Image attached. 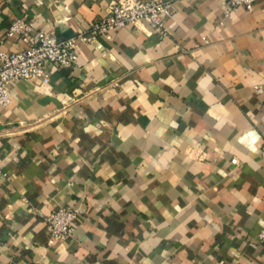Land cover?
Segmentation results:
<instances>
[{"label": "crops", "instance_id": "obj_1", "mask_svg": "<svg viewBox=\"0 0 264 264\" xmlns=\"http://www.w3.org/2000/svg\"><path fill=\"white\" fill-rule=\"evenodd\" d=\"M113 1L0 0L1 48L27 47L18 18L65 39ZM170 1L166 34L114 29L49 83L12 85L0 264H264V0ZM60 207L81 213L51 245Z\"/></svg>", "mask_w": 264, "mask_h": 264}, {"label": "built area", "instance_id": "obj_2", "mask_svg": "<svg viewBox=\"0 0 264 264\" xmlns=\"http://www.w3.org/2000/svg\"><path fill=\"white\" fill-rule=\"evenodd\" d=\"M258 0H230V7H244L252 10ZM178 9L170 0H114L108 6V15L93 23L86 32H79L70 38H60L56 34L39 30L25 18L14 20L8 30V37L20 36L27 44L22 50L7 52L0 44V106L12 103V85L22 80L42 79L51 81L49 66L58 70L72 68L79 57L81 44H96L103 48L99 38L114 29L147 23L160 33L166 34V23ZM258 92L262 88H257ZM237 163L236 159H233ZM3 171L0 168V174ZM5 175V173H3ZM81 211L71 207H60L47 218L52 234L50 244L66 240L72 235L73 227ZM264 238V234H261Z\"/></svg>", "mask_w": 264, "mask_h": 264}]
</instances>
